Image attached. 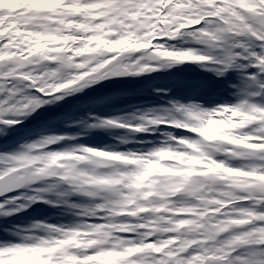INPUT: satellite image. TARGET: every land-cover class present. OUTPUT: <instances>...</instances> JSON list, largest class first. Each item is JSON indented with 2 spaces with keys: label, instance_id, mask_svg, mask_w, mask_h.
<instances>
[{
  "label": "clouds",
  "instance_id": "1",
  "mask_svg": "<svg viewBox=\"0 0 264 264\" xmlns=\"http://www.w3.org/2000/svg\"><path fill=\"white\" fill-rule=\"evenodd\" d=\"M261 4L255 0H197L194 7L202 23L195 26L180 16L112 22L113 17L101 15L108 11L101 7L78 14L63 27L57 26L53 38L25 36L20 46L27 40L33 47H43L32 52L30 58L5 61V71L18 67L21 76L32 77L31 84L24 79L15 84L23 97L39 103L31 108L19 107L12 113L19 119L4 123L15 127L42 107L80 94L110 77L151 75L186 64L217 78L233 71L243 75L248 56L257 55L250 50L259 47L264 51V37L257 34L264 31ZM254 25H258L255 30ZM112 45L120 46L111 48ZM226 53L232 58L231 67L224 62ZM185 54L198 59H186ZM61 57L66 62L56 63ZM258 65H264V56L257 58ZM94 68L99 70L94 72ZM260 71L264 72V67ZM33 88L34 92L23 91ZM228 105L206 104L194 97H170L146 110L111 118L97 116L87 125L90 130H122L134 136L160 133L154 141L140 142L142 146L134 149H97L82 144L55 147L66 138L88 135L85 131L40 133L7 149L0 144L5 166L28 178L21 185L19 203L0 205V240L54 256L55 264H100L90 258L125 239L120 233L128 231L129 225L151 226L158 240L167 238L189 247L195 245L200 249L198 254L205 257L225 248L244 247L236 241L238 236L249 245L264 243V233L257 230L255 218L246 223L233 222L244 219L238 215L243 208L236 201L249 198L245 195L249 183L253 179L264 180L244 170L251 162L244 156L247 150L264 152V135L258 134L264 128V112H233ZM218 108L223 110L217 111ZM207 112L213 113L206 117L213 128L219 123L227 125L219 136L214 137L204 123L202 114ZM105 120L117 123L104 124ZM180 132L191 135H178ZM224 136L229 139H221ZM210 140L217 143L209 155L203 146ZM84 148L94 151L78 155V150ZM104 152L126 155L114 160L101 155ZM90 159H97L102 165L96 169L98 173L119 174L124 194L129 197L125 207H111L113 198L107 192L101 191L93 198L83 194L88 189L74 187L93 169L87 162ZM216 164L222 167L217 168ZM73 173L79 178H71ZM65 176L69 178L64 179ZM52 185L62 186L65 191H55ZM66 196H78L83 202H70ZM217 201L231 215L222 214L221 208L215 207ZM38 204L54 211L25 217ZM227 204L232 207L227 208ZM188 209L192 210L191 219L185 222L181 215ZM100 215L111 219L102 224L95 219ZM15 217H21L19 222L5 226V220L13 221Z\"/></svg>",
  "mask_w": 264,
  "mask_h": 264
},
{
  "label": "snow or ice",
  "instance_id": "2",
  "mask_svg": "<svg viewBox=\"0 0 264 264\" xmlns=\"http://www.w3.org/2000/svg\"><path fill=\"white\" fill-rule=\"evenodd\" d=\"M196 3L197 0H28L26 4L14 12L9 8L7 10L0 8V58H3L0 59V137H6L11 130H14V126L4 123L6 120L19 119L18 116L14 117L12 115L13 112L21 106L26 105L31 108L39 103V101L23 97L21 89L15 84V81L19 79H24L26 83L31 84L32 77L21 76L18 67L5 71V61L14 63L18 61V58H30L32 52H36L43 47L40 44L33 47L27 40L24 46H20V40L23 37L53 38L56 36L54 29L57 26L63 27L68 20L74 19L78 14H85L87 10L101 7L108 9L107 12H102L101 15L113 17L112 22L120 19L138 21L140 17L161 19L168 16H180L186 17L189 23L195 26L202 23L200 14L194 7ZM255 3L261 4V0H255ZM261 7H264V4H261ZM261 23H264V21H261ZM69 27L71 26L69 25ZM256 27L258 25H254V30ZM257 34L264 37V31H259ZM101 43L104 42L101 41ZM117 47L119 45L111 46V48ZM250 51L256 52L257 55H249L246 62L248 64L247 68H242L246 96L238 103L227 106L228 110L233 112L245 109L254 113L264 112V102H261L264 101V72L260 71V68L264 65L256 66L257 58L264 56V51H261L259 47H254ZM21 52L23 53L22 57ZM185 58L198 59V57L190 54H185ZM231 59L230 54L226 53L224 62L229 67H231ZM65 62L63 57L56 61V63L61 64ZM238 67L242 66L238 65ZM98 70L92 69L94 72ZM218 74L222 75L219 72ZM110 75L117 74L111 73ZM216 110L222 111L223 109L218 108ZM202 115L205 117L204 123L208 125V130L211 131L213 129L212 122L208 121L206 117L212 116L213 113L207 112ZM103 123L114 124L117 122L105 120ZM152 123L156 122L152 121ZM223 126V123L215 125V127ZM258 134L264 135V128L260 129ZM221 139L227 140L229 137L224 136ZM214 143H217V141L210 140L203 146L209 155ZM91 151L94 150L84 148L78 150L77 154L82 155ZM106 153L104 152L101 155ZM125 155L115 156L114 160H121ZM244 156L251 161L245 166L244 170L252 173L254 177H264V152L252 149L247 150ZM3 159L4 157L0 156V205L7 207L9 204L20 202L21 185L28 178L17 175L15 169L6 167ZM87 162L94 166L93 169L83 176L79 185H74V187L88 189L83 194L93 198L97 197L101 191L107 192L108 196L113 198L111 207L117 209L125 207L129 197L124 194L119 174L106 175L98 173L96 169L102 166L100 162L97 159H90ZM216 167L220 168L222 165L216 164ZM63 178L68 179L69 176ZM71 178L77 179L79 177L73 173ZM84 180L87 183H84ZM51 187H55V185ZM245 195L249 198L236 201L243 208V211L238 215L244 219L233 222L246 223L251 218H255L257 230L264 233V180L253 179L249 183ZM71 206L77 207L78 205L72 204ZM215 207L221 208L222 214L231 215L219 201L215 203ZM231 207V204H227V208ZM191 214L192 210L188 209L181 215V219L187 222L191 219ZM95 219L103 224L111 218L100 215ZM128 227V231L120 233L125 239L118 240L117 244L110 248L102 249L98 255L93 256L97 258L95 260H99L100 264H264V243L260 241L249 245L244 237L238 236L236 241L244 244V247L235 248V250L225 248L217 251L215 255L205 257L198 254L200 249L196 248L195 245L189 247L187 244H182L179 241L173 242L167 238L158 240L151 226L137 228L135 225H129ZM220 231L224 232V228H220ZM169 235L175 234L169 233ZM40 253V251L32 252L20 244L5 243L0 240V264H9V261L16 257H35ZM120 254L129 255L114 259ZM48 259L55 264L57 258L51 256Z\"/></svg>",
  "mask_w": 264,
  "mask_h": 264
},
{
  "label": "trees",
  "instance_id": "3",
  "mask_svg": "<svg viewBox=\"0 0 264 264\" xmlns=\"http://www.w3.org/2000/svg\"><path fill=\"white\" fill-rule=\"evenodd\" d=\"M27 2L28 0H0V8L7 6L11 11H16ZM122 43H126V41ZM211 75V73L202 72L194 66L186 64L169 70H158L151 75L109 78L105 80L104 87L96 86L92 89L90 87L84 92L65 98L54 105L42 107L29 117L26 123L16 125L14 130H11L6 137L0 139V144L3 145L4 149H7L15 146L20 140L35 138L36 136H33L34 132L39 130L52 132L54 129L62 128L64 125H71L65 133L75 134L77 132L74 124H77V127L80 124L83 125V120L90 116L89 112L94 114L96 109L103 108L104 111L107 109L110 112H112L110 109H114L113 112H117L119 109H124L135 103L143 102L142 104H145L150 102L151 107L158 106L170 97L183 99L194 97L199 99ZM23 91L34 92L35 90L23 89ZM106 115L110 116L111 114L107 113ZM77 137L81 138V136ZM112 138L114 136H108L109 140ZM75 140L74 138L68 140V142L74 143ZM92 144H95V141H92ZM92 147L102 149L100 145H92ZM55 191L64 192V188L57 185L55 186ZM66 198L70 202H83L78 196L73 198L66 196ZM39 209L41 211L40 214L45 215L54 211L43 204H41ZM20 219L21 217H15L13 221L5 220L4 224L7 226L11 222H19ZM124 255L129 254H120L114 259H119ZM90 259L95 260L97 258L91 257ZM26 262H29V264H50L47 255L43 252L35 257H16L10 260L9 264H26Z\"/></svg>",
  "mask_w": 264,
  "mask_h": 264
},
{
  "label": "rangeland",
  "instance_id": "4",
  "mask_svg": "<svg viewBox=\"0 0 264 264\" xmlns=\"http://www.w3.org/2000/svg\"><path fill=\"white\" fill-rule=\"evenodd\" d=\"M226 77H227L226 80L214 77L213 75L208 78V81L213 80L218 84V90H220V92H218L217 96H215L214 98L208 99L209 103L207 104H236L241 99L245 98L246 94H245L244 89L246 85H245L244 77L235 71L229 72ZM110 78H114V77H110ZM104 82L105 81L97 84L96 86L104 87L103 86ZM96 86L91 87V88H95ZM199 99H201V96L199 97ZM261 102H264V101H261ZM142 103L132 104L131 106L125 107L124 109H119V111L117 112H113L114 109H110L112 112L107 111V109L105 112H100L97 110V112L96 113L94 112V114L89 112L90 116L86 117L85 123H83V125L81 124L78 125V127L81 128V130L82 128H86V132H88V136L83 137V138H78L75 140L74 143H70L68 142V139H65V141H62V145L60 146L56 145L55 147H66V146H72L75 144H82V145H89L90 147H92V145L93 146L100 145L102 149L124 150L127 148H133V149L139 148L142 146L140 142L154 141L156 137L160 135V133H155V134L146 133L143 135L134 136L132 133L125 132L122 130L109 132V131H102V130H90L87 128V125L91 123L92 121H94L97 116L102 117V118H111L115 116L126 115V114L132 113L137 110H146L147 108L151 107L150 102H146L145 104H142ZM101 109L102 111L104 110L103 108ZM106 113H109L111 115L110 116L105 115ZM76 127H75V131L77 130ZM226 127L227 125H224L223 127H215L211 130V134L214 137L219 136L221 134V129L226 128ZM59 131L60 130L55 129L50 133L58 134L60 133ZM45 133H49V132H45ZM177 134L178 135H191L190 133H187V132H180ZM110 135L114 136L115 138L112 140H109L108 136ZM92 141H95V144H92ZM118 143L119 145L120 144L121 145L119 146ZM105 156L111 159L115 157L112 153H106Z\"/></svg>",
  "mask_w": 264,
  "mask_h": 264
},
{
  "label": "bare ground",
  "instance_id": "5",
  "mask_svg": "<svg viewBox=\"0 0 264 264\" xmlns=\"http://www.w3.org/2000/svg\"><path fill=\"white\" fill-rule=\"evenodd\" d=\"M33 136H37L36 134H34Z\"/></svg>",
  "mask_w": 264,
  "mask_h": 264
}]
</instances>
